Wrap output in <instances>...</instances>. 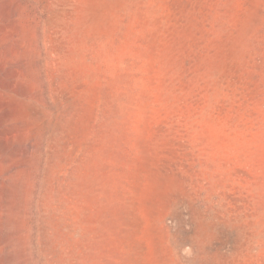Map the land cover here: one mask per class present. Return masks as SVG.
I'll return each instance as SVG.
<instances>
[{
    "label": "rangeland",
    "instance_id": "1",
    "mask_svg": "<svg viewBox=\"0 0 264 264\" xmlns=\"http://www.w3.org/2000/svg\"><path fill=\"white\" fill-rule=\"evenodd\" d=\"M0 264H264V0H0Z\"/></svg>",
    "mask_w": 264,
    "mask_h": 264
}]
</instances>
